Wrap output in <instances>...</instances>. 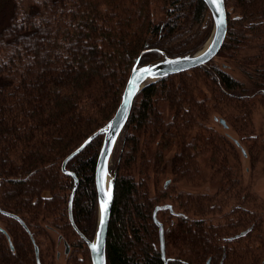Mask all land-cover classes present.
I'll return each instance as SVG.
<instances>
[{
  "label": "trees",
  "instance_id": "16d2710c",
  "mask_svg": "<svg viewBox=\"0 0 264 264\" xmlns=\"http://www.w3.org/2000/svg\"><path fill=\"white\" fill-rule=\"evenodd\" d=\"M232 6L241 19L229 21L224 46L237 49L263 40L264 0H234ZM209 19L203 0H0V209L19 216L34 238L53 227L75 252L85 250L83 262L70 264H91L85 238L92 239L97 220L94 172L102 137L66 167L78 178L73 219L84 238L69 219L74 179L63 173L62 163L114 116L138 61L158 60L161 52L176 57L196 51L211 34ZM259 48L264 53V44ZM258 59L248 82L235 81L210 63L178 81L164 78L137 96L111 168L116 184L108 264L204 261L206 228L194 223L204 219L190 215L192 193L185 192L179 194L184 213L160 212L163 219H176L165 228L166 255L169 244L178 251L173 260L162 259L153 213L166 197L150 194V172L170 171L179 181L199 175L196 154L202 148L211 149L215 165H223L225 159L214 158L224 157L223 136L194 134L208 115L201 85L211 98L216 94L239 109L249 94L264 88V55ZM174 147L168 167L164 157ZM0 221L13 244L11 249L0 232V264H37L29 233L1 211Z\"/></svg>",
  "mask_w": 264,
  "mask_h": 264
},
{
  "label": "rangeland",
  "instance_id": "374dc122",
  "mask_svg": "<svg viewBox=\"0 0 264 264\" xmlns=\"http://www.w3.org/2000/svg\"><path fill=\"white\" fill-rule=\"evenodd\" d=\"M234 0H230L227 2V8L230 12V21H237L236 19L237 14H239L234 7ZM210 17V23H211V34L213 32V21L211 18V15L209 13ZM210 34V36H211ZM208 39L200 46V48L209 40ZM264 44L263 40H249L248 45L250 46V53H252L253 48L256 45H262ZM199 49V48H198ZM197 49V50H198ZM261 54L264 55L262 51H260ZM213 65H217L219 67H222L223 65V58H216L212 61ZM195 72V71H194ZM194 72L187 73L186 75L193 74ZM178 76L176 77V80L178 81ZM202 91L206 93L208 98L202 95V104L203 106L207 107V119L205 122H202L200 126H197L194 129V134L198 135L200 139H206L211 133L210 128L221 135H224L225 129L217 122L215 121V117H222L224 118L229 124H232L233 126L228 130L229 134L232 135L234 138L238 140H243L244 132L242 129H238L239 127L244 128L247 132L245 133L247 137H253L254 139H251L252 142L246 143L244 142V146L251 145L255 143L257 146L256 152L258 153V158L255 159L254 163L251 160H245L242 158V153L238 149L239 153V160L235 157H231L230 154V171H233L235 173H232L228 171V176L222 175V174H213L214 173V167L212 165H215L212 160L211 155V149L202 148L198 151L196 154V160L199 163V167L201 170V173L196 176H184V180H176L170 171L165 172L164 174L155 175L153 172H150V180L148 182V188L150 191V194L152 196H155L157 193L165 195L166 199L163 200V203L158 206L163 205H170L172 207V211L170 210H161V211H169L170 214L173 216L176 213H184L185 211L180 208L179 203H181L182 197L179 198V194L181 192L185 193H192V203L186 204L187 208L189 207L190 215L194 218H202L204 220H210L213 219L215 223H224L227 219L233 221L235 217L229 215L227 218L225 217V212H227L230 208L234 207L235 205L241 203L240 196L236 194V191L234 190L231 194L225 195L224 191L228 184L226 183V178L228 177L229 180L235 181H241V184L243 185V194H244V201H242L243 205H252L254 207H251L253 210H259L260 213H262V230H264V97H258L253 100V105L255 108H252V110L245 109L242 111L241 117L238 114V110L242 107V105L237 108L238 105L234 102L227 101L226 103L221 102L219 99L215 98L212 95L208 94V90L206 87L201 85ZM204 102V103H203ZM248 105V104H247ZM251 109V108H250ZM246 112L245 115H243ZM168 115V114H167ZM239 117V122L235 125V118ZM124 133V132H123ZM123 136V135H122ZM122 136L116 146V149L114 151L112 162H111V168L114 165L115 158L118 154V151L120 149V141L122 139ZM255 141V142H254ZM201 142V141H200ZM201 146H203L201 144ZM232 146V144H231ZM176 154L175 147L172 149L171 152L165 155L164 161L170 167L171 165V158L173 155ZM238 155V154H237ZM223 155L215 156L214 158L216 161L222 160ZM211 158V159H210ZM219 167L218 165H216ZM110 168V169H111ZM134 169V167H133ZM112 170V169H111ZM135 171V170H134ZM231 174L233 175V179H231ZM237 186L235 185V188ZM224 188L223 193H221V190ZM194 195V196H193ZM201 195L203 196V199H201ZM239 196V197H238ZM251 197V199L249 198ZM178 199V201H177ZM240 199V201H239ZM247 201L250 203L247 204ZM190 202V201H189ZM188 203V202H187ZM203 203V205L201 204ZM254 203V204H252ZM213 204V205H211ZM211 205V206H210ZM200 206H203V214L200 212ZM158 213L157 217L158 220L164 225V229L168 227V223L170 224L172 221L168 220L167 218H164L165 216H161L160 212ZM211 212L213 214H211ZM202 214V215H201ZM193 219V218H192ZM172 222L175 223L176 219ZM97 223V220H96ZM155 224V223H154ZM0 225L4 227V224L0 221ZM204 225V224H203ZM157 227V226H156ZM158 228V227H157ZM206 228V225H205ZM96 230V225H95ZM94 230V234H95ZM48 235L47 236H41L38 238H35L36 244L39 247V257L41 261H43L44 264H70L71 260H79L82 261L83 258H85V250L81 249L80 252H75L73 247L70 246V251L66 253V246L64 245L63 240H59L60 234L59 232L54 229L53 227H49L47 229ZM93 234V237H94ZM159 234V229H158ZM92 237V238H93ZM159 238V236H158ZM70 245V244H69ZM158 246L160 247V241L158 242ZM171 247V253L169 256L166 255V258L170 259L176 257L177 250L176 244H169ZM90 256V252H89ZM82 258V259H81ZM91 260V258H90ZM83 262V261H82ZM204 262V261H203ZM204 264V263H202Z\"/></svg>",
  "mask_w": 264,
  "mask_h": 264
},
{
  "label": "water",
  "instance_id": "95a60500",
  "mask_svg": "<svg viewBox=\"0 0 264 264\" xmlns=\"http://www.w3.org/2000/svg\"><path fill=\"white\" fill-rule=\"evenodd\" d=\"M208 8L213 21V32L209 40L198 50L184 54L181 56L170 57L165 52H161V58L146 64H140L138 61L131 70L127 83L125 85L121 102L111 120L88 139H86L77 149L68 155L62 163V171L65 175L74 179V186L69 197L68 214L73 229L84 238L83 234L78 230L73 219V204L75 194L78 188V178L75 173L69 171L67 164L79 155L94 139L102 137L100 151L96 160L94 172V184L97 193V223L94 237L86 239L85 242L90 251L91 264H108L106 247L107 237L110 224L111 211L114 200V191L116 184V175L111 171V162L116 146L123 135L126 128L129 116L132 111L133 104L137 96L148 86L157 83L158 81L168 78L177 77L187 73L194 72L201 67L207 65L214 58H216L222 49L227 32H228V10L226 7V0H203ZM219 7L220 11L217 10ZM222 13V25H221ZM222 124L226 125L224 119L220 120ZM110 192V199L106 193ZM107 201L106 212L102 213V204ZM161 210H170V205L157 206L153 213V220L159 229L160 250L162 259L166 260V245H165V231L164 225L158 220V213ZM1 213L17 221L30 235L34 245V251L37 264H41L39 257V247L36 244L35 238L27 227L26 223L17 215L2 211ZM103 215V224L101 218ZM0 232H2L11 247L13 244L11 237L7 230L0 225ZM62 240V237H59ZM66 246V253L70 251L69 244L64 241ZM96 245L94 248L93 246Z\"/></svg>",
  "mask_w": 264,
  "mask_h": 264
},
{
  "label": "flooded vegetation",
  "instance_id": "af4514ba",
  "mask_svg": "<svg viewBox=\"0 0 264 264\" xmlns=\"http://www.w3.org/2000/svg\"><path fill=\"white\" fill-rule=\"evenodd\" d=\"M236 19L240 20L241 16H237ZM228 20L230 21L229 10ZM228 35L229 26L225 41L227 40ZM253 50L255 51L250 53V51L252 50L250 49L248 42H246V44L239 45L237 49L231 48L228 44H226L225 46L223 45L218 56L216 57L223 58V65L222 67H218L222 70L223 74L228 76L229 78H232L233 80L239 82H248L249 79H252L254 77L256 73L255 68L256 66H259L260 62V60L258 59L259 54L261 53L259 45H256ZM216 58H214L213 60H215ZM212 61L209 62L207 65H209L210 63H212L213 65ZM258 97H264V88H258L254 91V93L248 95L247 103H242V107L238 110V114L240 115V117L243 110H252V108H255L253 105V100ZM245 114L246 112L243 115ZM221 119L224 118L215 117L214 120L217 121L223 127V129H225L226 132L224 133V135H222V142L224 144V157L222 158V160L225 159V162H223V165L220 167H217L216 165H212V167H214L213 174H222L228 176L230 175L228 174V171L232 169L229 166L230 154L231 157L233 156L239 160L238 152L241 151L243 159H252V162L254 163L255 159L258 158V153L256 152L257 146L255 145V143L248 145L247 147L244 146V142H252L251 139H254L253 137H255V135H253L252 138L247 137L245 134L247 131L244 130L242 126L238 129L243 130L244 139L242 141L238 140L232 135H230L228 132V130L233 125L229 124L225 119L224 120L226 122V125H224L221 123ZM239 120V117L235 118V125L239 122ZM210 131L213 130L210 128ZM230 172L235 173L233 171ZM233 175L235 174H231V179H233ZM226 183L228 185L224 187L225 195H229L235 190L236 194L240 196L241 201L240 199L239 201L243 203L242 201H244L245 197L243 194V185L241 184V181H237L235 183V181H230L227 177ZM235 185L237 186L236 188ZM224 188L221 190V193H223ZM249 198L251 199V197ZM246 202L247 204L250 203L247 200ZM241 203L235 205L234 207L230 208L227 212H225L226 218L229 214L235 217L233 221L227 219L226 221H224V223L222 222L221 224L215 223L213 219L194 221V223L196 224L199 223L206 225L207 233V247L205 259L204 262H201L199 264H264V230H262L261 228L263 222L262 213H260L259 210H253L254 208L251 209V207H254L252 205H243L244 203ZM211 214L213 213L211 212ZM196 250L197 248H194V251ZM173 259L174 258L170 257L169 260Z\"/></svg>",
  "mask_w": 264,
  "mask_h": 264
},
{
  "label": "snow or ice",
  "instance_id": "6c2138e0",
  "mask_svg": "<svg viewBox=\"0 0 264 264\" xmlns=\"http://www.w3.org/2000/svg\"><path fill=\"white\" fill-rule=\"evenodd\" d=\"M213 2L215 3V0H213ZM218 11H220L219 7L217 8ZM221 25H222V13H221ZM106 196L109 197L110 199V192L109 193H106L105 194ZM102 213L103 212H106V208H107V201H105L103 204H102ZM101 224H103V215H102V218H101ZM94 248L96 247V245L93 246Z\"/></svg>",
  "mask_w": 264,
  "mask_h": 264
}]
</instances>
